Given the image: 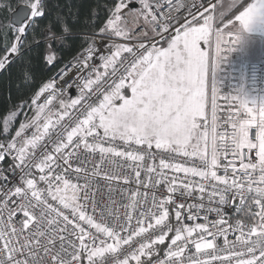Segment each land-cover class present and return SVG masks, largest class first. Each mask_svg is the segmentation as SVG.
<instances>
[{
    "label": "built area",
    "instance_id": "2783aa9c",
    "mask_svg": "<svg viewBox=\"0 0 264 264\" xmlns=\"http://www.w3.org/2000/svg\"><path fill=\"white\" fill-rule=\"evenodd\" d=\"M219 1L152 0L145 25L124 35L91 32L32 98L28 115L26 106L11 125L5 119L0 264H127L159 245L146 264H264V168L256 149L239 146L238 116L228 105L198 123L207 134L215 120V160L86 123L152 52ZM126 14L118 13L124 25ZM244 82L264 96V63L248 64ZM67 95L72 106L39 136L45 113ZM246 139L257 142L256 126Z\"/></svg>",
    "mask_w": 264,
    "mask_h": 264
},
{
    "label": "crops",
    "instance_id": "0c3cea01",
    "mask_svg": "<svg viewBox=\"0 0 264 264\" xmlns=\"http://www.w3.org/2000/svg\"><path fill=\"white\" fill-rule=\"evenodd\" d=\"M241 2L222 14L217 4L210 20L204 22L205 14L152 52L116 91L114 101L110 98L112 102L93 117L99 129L172 149H196L202 135L198 123L215 114L210 108L212 89L217 91L220 81L221 50L229 52L237 41L246 50L252 43L264 47V0H250L231 15ZM120 10L117 4L105 27L126 34ZM210 156L217 159L215 151Z\"/></svg>",
    "mask_w": 264,
    "mask_h": 264
},
{
    "label": "trees",
    "instance_id": "16d2710c",
    "mask_svg": "<svg viewBox=\"0 0 264 264\" xmlns=\"http://www.w3.org/2000/svg\"><path fill=\"white\" fill-rule=\"evenodd\" d=\"M249 1L242 0L231 15ZM33 2L0 0V62L17 45L15 53L0 67L1 70L11 59L0 72V137L6 117L26 106L24 117L28 115L32 98L82 50L88 34L104 28L119 0H39L41 15L17 31L10 24L11 12L19 5ZM161 248L159 245L151 249L159 252ZM147 261L145 257L127 264Z\"/></svg>",
    "mask_w": 264,
    "mask_h": 264
},
{
    "label": "rangeland",
    "instance_id": "374dc122",
    "mask_svg": "<svg viewBox=\"0 0 264 264\" xmlns=\"http://www.w3.org/2000/svg\"><path fill=\"white\" fill-rule=\"evenodd\" d=\"M152 0H119L118 4L120 8H127V17L129 20L128 25H124L125 31L127 33L134 29L136 26L145 25L149 20L148 15V7L151 4ZM240 0H220L219 1V14L227 12L230 8L235 6ZM39 0H34L33 3L27 4L31 7V14H33L38 9ZM114 11V10H113ZM211 13L207 14L204 18V22L210 20ZM112 16V15H111ZM111 18V17H110ZM120 20V18H119ZM118 20V21H119ZM109 21V20H108ZM107 21V22H108ZM106 22V23H107ZM121 23V20L120 22ZM122 24V23H121ZM110 28V26H108ZM107 26L102 29V31L113 33L115 35H124V33H120L121 30H111L107 29ZM22 28H17V31H21ZM218 41V40H217ZM217 43V42H216ZM233 45H237V49H233V53L235 56H230L227 50L222 49V55L220 58V77L219 83L217 84V91L213 87L212 89V103L210 111L216 113L217 107L220 105H228L234 113L238 116V126H237V135H238V144L239 146L253 148L258 152V167L264 168V96H255L251 92H249L245 88L244 75L246 71V67L248 64L255 63H264V47H262L261 43L256 45L255 43L250 44L249 48L244 49L241 43H233ZM17 50V45H14L12 49L3 57L0 62V67L15 53ZM229 51L232 52L230 48ZM115 55H112L108 61L103 65V69L110 64L114 60ZM99 71V72H100ZM216 71V69H215ZM98 72V74H99ZM131 75V74H130ZM130 75L125 79L123 84H121L117 89H115L112 93H110L106 99L93 110L89 116L87 117L86 123H90L93 120V117L97 118L98 114L106 108L107 103L112 102L109 101L110 98L114 101L116 91H121L123 87H125V83L130 77ZM98 76V75H97ZM216 75L213 74V81L215 80ZM215 84V83H214ZM216 86V84H215ZM120 95V94H119ZM217 100V101H216ZM74 102V97L72 95H67L64 97H60L54 105L45 113L38 131V135H42L45 133L48 128L52 127L55 123H57L69 110ZM116 103V101H115ZM215 116V114H214ZM15 119V115L11 114L6 117V122L11 125V120ZM212 130L206 134V132L202 131L201 140L196 149H186L183 151H188L195 153L201 157H205L207 152L212 155L214 153V132L216 128L215 120H213ZM95 123V121H94ZM96 124V123H95ZM99 129L98 125L96 124ZM250 126H256L258 129V139L257 142L252 144L249 143L246 139V131ZM100 130V129H99ZM107 133V132H106ZM113 135L112 133H107ZM115 136V135H113ZM118 137V136H116ZM128 138V137H124ZM136 139V138H135ZM151 144L153 142L148 141ZM156 144V143H154ZM160 145V144H157ZM165 148L164 145H160ZM171 149V148H170ZM212 153V154H211ZM68 200L74 204L73 201V192H69ZM152 253L151 248H146L137 253L133 259L130 261L137 263L141 259L149 256Z\"/></svg>",
    "mask_w": 264,
    "mask_h": 264
},
{
    "label": "water",
    "instance_id": "95a60500",
    "mask_svg": "<svg viewBox=\"0 0 264 264\" xmlns=\"http://www.w3.org/2000/svg\"><path fill=\"white\" fill-rule=\"evenodd\" d=\"M40 15H41L40 9H37L33 14H31V7L26 4H22L17 6L11 12L10 24L15 28H22L27 26L32 21L33 18H37ZM10 60L7 62V64L10 62ZM6 65L2 67L0 72L3 70V68H5Z\"/></svg>",
    "mask_w": 264,
    "mask_h": 264
}]
</instances>
